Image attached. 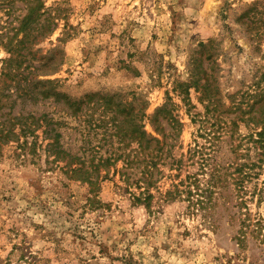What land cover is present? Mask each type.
<instances>
[{"label": "rangeland", "instance_id": "1", "mask_svg": "<svg viewBox=\"0 0 264 264\" xmlns=\"http://www.w3.org/2000/svg\"><path fill=\"white\" fill-rule=\"evenodd\" d=\"M0 264H264V0H0Z\"/></svg>", "mask_w": 264, "mask_h": 264}, {"label": "trees", "instance_id": "2", "mask_svg": "<svg viewBox=\"0 0 264 264\" xmlns=\"http://www.w3.org/2000/svg\"><path fill=\"white\" fill-rule=\"evenodd\" d=\"M132 135H133L134 139L137 141V143H139L140 147H143L144 142H146V143L155 142L156 146H158V144H159L158 140H155L153 138L152 139L147 138L145 132L141 131V127H138V130L135 129V131L132 132ZM158 152H159V154H156V155L150 154L151 159L147 163H145L144 170L141 173L143 178H141L139 181H143L144 183H146V190H145V192L141 193L143 198L134 197L135 201H137L138 203L144 204L147 208L150 207L151 201L153 199V195L150 193V188L154 187V185L156 183H158L159 178L157 176L162 174V171H161L159 165L161 167H163L165 165L164 162L160 163V161L165 160L166 158H163V154L161 153V150H158ZM146 160H143L141 163H144ZM123 163H124V166L122 167L120 173L122 174L123 177H125V179H127V181L131 180V178L134 176V173L132 172V169H133L132 165H135V164H133V162L130 161L128 156L124 160ZM139 167H140V165H139ZM154 176H156V179L154 178ZM212 187L214 188L215 184ZM182 193L183 192L179 191V189H177L175 193L172 191H169L165 195V201L166 200H167V202L174 201L178 197L180 198ZM206 193H208V192H206ZM209 193H211V192H209ZM192 196H193L192 192L190 191L189 197L191 199L189 201H190V205H192L191 207H193V211H198L196 206L203 209L205 207V202L201 199L202 194H199V199L197 200V203H194L192 201ZM207 198L208 197L205 196L204 200H206ZM209 202H211V200Z\"/></svg>", "mask_w": 264, "mask_h": 264}]
</instances>
